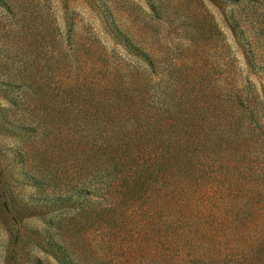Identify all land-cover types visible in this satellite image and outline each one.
Wrapping results in <instances>:
<instances>
[{"label":"trees","instance_id":"trees-1","mask_svg":"<svg viewBox=\"0 0 264 264\" xmlns=\"http://www.w3.org/2000/svg\"><path fill=\"white\" fill-rule=\"evenodd\" d=\"M155 1L158 8L163 0ZM207 1L177 0L169 14L154 13L151 3L155 16L148 19L129 16L118 23L114 18L110 32L128 46L125 55L132 60L127 61L96 34L85 30L68 37L57 25L60 71L70 63L72 80L59 82L52 105L37 97V79L26 82L29 64L16 68L21 75L9 83L23 87L33 114L20 124L40 138L38 148L23 153V168L35 183L52 184V194L109 193L115 197L112 204L125 209L144 207L152 196L176 201L190 188H204V210L213 221L259 222L264 88L259 90L236 65L234 47L241 44L233 34L236 29L241 37L250 33L246 65L253 66L249 54L254 52L264 66V0H217L235 5L227 13L217 5L220 20ZM165 23L174 24L176 37L155 32ZM18 206L9 193H0L3 224L25 212ZM254 213L260 218L253 219ZM253 241L246 264H264V232Z\"/></svg>","mask_w":264,"mask_h":264},{"label":"rangeland","instance_id":"rangeland-1","mask_svg":"<svg viewBox=\"0 0 264 264\" xmlns=\"http://www.w3.org/2000/svg\"><path fill=\"white\" fill-rule=\"evenodd\" d=\"M162 1V0H161ZM155 0H0V193H9L25 212L9 223L0 218V264H246L253 239L264 232V212L245 226L213 221L204 188H190L173 201L169 195L151 197L144 207L113 205L114 195L49 193L50 185L35 183L24 170V149L38 148L40 138L20 122L33 115L24 103L23 87L9 83L26 70V82L37 79L41 101L57 100L59 82L71 83L72 66L63 72L58 62L57 31L66 36L85 30L96 34L101 43L118 50L124 60L128 46L110 32L113 19L126 23L129 16L150 18ZM154 13L174 12L177 0H163ZM228 12L231 1H207L210 13L220 20L218 6ZM193 6V5H192ZM196 11L199 7L194 4ZM111 14V16H110ZM199 16V14H198ZM170 18V17H169ZM88 25V26H87ZM155 32L176 37L174 24H159ZM47 28L46 31L44 29ZM236 29L241 49L235 63L259 90L264 88V66L251 56ZM250 34V33H249ZM66 45V44H64ZM141 61L140 57H136ZM26 63V64H24ZM32 64L36 69H32ZM261 67V68H259ZM17 68V69H16ZM248 68V69H247ZM24 82V81H22ZM16 83V82H14ZM22 91V93H21ZM52 119V133L55 127ZM58 186L56 190H58ZM55 190V191H56ZM71 200L66 201V195ZM83 209V210H82ZM263 211V210H262ZM24 216V218H19ZM1 217V215H0ZM110 219L111 221H108ZM13 221V222H12ZM251 259V256H249ZM264 261V259L262 260Z\"/></svg>","mask_w":264,"mask_h":264}]
</instances>
